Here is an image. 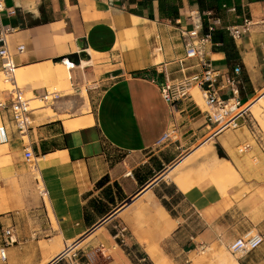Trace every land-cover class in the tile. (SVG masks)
I'll return each mask as SVG.
<instances>
[{
  "label": "crops",
  "instance_id": "0c3cea01",
  "mask_svg": "<svg viewBox=\"0 0 264 264\" xmlns=\"http://www.w3.org/2000/svg\"><path fill=\"white\" fill-rule=\"evenodd\" d=\"M9 10L15 13L10 15ZM196 13L203 20L201 37L213 19L220 20L214 31H226V26L243 18L251 20L249 30L233 41L239 54L236 60H228L212 36L200 44L203 59L222 74L233 75V68L240 66L239 97L242 103L249 102L264 88V0H4L0 23L10 30L9 48L25 47L15 56L17 66L65 60L68 79H64V68L56 69L62 89L70 85L78 92L87 81L105 86L97 98L86 89L82 101H66V108L54 104L52 115L47 109L46 114L34 111L27 143L11 123L9 112L0 109L9 138L7 145L0 146V160H9L8 148L13 171L0 189V232L13 226L17 239L5 248L6 258H0V264H65L75 252H93L94 264H155L146 250L147 239L165 255L163 247L182 256L197 248H227L248 233L264 234V136L252 119L239 118L236 129L215 132L195 94L173 108L163 99L159 84L150 79L161 78L164 67L173 77H181V65L187 74L201 70L199 58L185 57L183 39V33L193 27L190 15ZM70 54L79 56L76 63L60 60ZM45 89L34 88L32 94L38 96ZM220 93L223 98L231 96L229 87ZM9 99L8 91H0V101L8 104ZM82 107H87L84 114ZM89 115L91 123L66 128L65 121ZM173 128L175 136L169 143L178 154L203 139L212 140V152L221 148L225 156L217 157L234 166L233 180L201 183L185 191L176 174L165 180L164 175L176 165L163 178L140 184L127 171L135 167L133 163L112 164L109 149L127 155L142 153ZM244 142L250 148L239 152ZM26 147L35 156L43 195L34 188L37 179L22 167ZM206 163L209 169L212 161ZM106 176L107 183L116 181L125 195L136 193L124 205L149 191L153 206L140 213L123 210L124 205L96 213L90 203L104 186L98 182ZM163 210L174 221L166 237L152 217ZM91 234L82 248L73 246L68 255L58 258L66 246ZM235 259L228 264H264V242Z\"/></svg>",
  "mask_w": 264,
  "mask_h": 264
},
{
  "label": "built area",
  "instance_id": "2783aa9c",
  "mask_svg": "<svg viewBox=\"0 0 264 264\" xmlns=\"http://www.w3.org/2000/svg\"><path fill=\"white\" fill-rule=\"evenodd\" d=\"M4 10V0H0V12ZM230 10L234 11V8ZM14 10H9L8 14H14ZM193 27L192 29L183 33L185 41V57L186 58H199V65L201 70L187 74L181 65V77H173L170 70L164 67L162 77L150 76V79L159 84V90L163 99L173 108H177L180 104L190 101L192 99L191 90L197 88L204 105L208 120L214 125V131L219 132L225 129H236L239 126L238 119L247 118V103H242L239 97V79L238 74L241 71L240 66L233 68V75L222 74L219 70L214 69L210 62L205 61L202 57V50L200 44L211 38L215 25L220 24L219 19H213L207 23V33L204 37L200 36V30L203 27L202 16L199 13L190 15ZM251 20L243 18L241 23L226 26V31L233 41L241 39L251 25ZM10 30L0 23V63L1 72L7 79H12L15 69L18 67L15 62V56L23 53L25 50L24 45L18 44L14 50L9 48L7 42V33ZM229 87L231 96L223 98L220 91L221 89ZM10 94L9 103L0 101V109L6 110L10 114V121L17 131L26 134L30 124V117L33 114V108L30 107L29 99L24 97L22 91L16 87L14 90H8ZM264 96V88L256 95ZM36 99L53 106L61 100L60 91H48L40 93L38 96L33 95ZM196 104V103H195ZM175 129L165 132L157 141L156 145L171 140L175 136ZM8 133L4 125H0V144L8 142ZM250 148L247 142L238 146L239 152H245ZM24 157L27 162L33 160L35 156L31 148L26 147ZM130 174V173H129ZM44 192V191H43ZM17 242L15 229L9 226L2 229L1 244H0V258L5 260V248ZM264 242V234L262 233H248L244 236L236 238L228 246L227 250L233 256H242L255 249H257ZM77 244H70L58 256L59 259L64 258ZM94 253L88 255H80L75 252L65 264H93Z\"/></svg>",
  "mask_w": 264,
  "mask_h": 264
},
{
  "label": "rangeland",
  "instance_id": "374dc122",
  "mask_svg": "<svg viewBox=\"0 0 264 264\" xmlns=\"http://www.w3.org/2000/svg\"><path fill=\"white\" fill-rule=\"evenodd\" d=\"M4 79H5V76L3 75L2 72H0V82L4 83ZM41 82L42 83L36 84L33 87H31L32 85L28 83L27 85H23L24 86L23 88L20 86L18 87L24 94V97L29 99V104H30V107L33 108V112L36 111L37 114H46V111H47L46 108H51L52 105L51 103L38 101L39 99L38 98L36 99L32 94V90L34 88L45 87L46 90L48 91H52L55 88L56 91H60L62 97H61V100L57 102L56 104L60 108L61 107L66 108V106H64L63 104L66 101H73V100L82 101L83 99L82 92L84 90L87 89L88 92H91L90 95L94 96V98H97L101 90L105 86V83H102L99 81H96V82L87 81L83 85H81L82 87L81 89H79L78 92L75 89H72L70 85L67 86L65 89H62L61 80H59L57 75H55L53 79L52 78L44 79ZM0 88H1L0 91H8V89L4 88V86L3 87L0 86ZM69 91L71 92L69 95H72V96L64 94ZM191 92L193 94H195L196 92L199 93L197 88L192 89ZM257 99L258 98H256L253 102H251L250 105L254 103ZM197 102L199 103V105L205 107L201 95H200V98L197 99ZM86 108L87 107H82L81 113L83 114L86 113L87 112ZM255 109H257L256 116L250 110H247V119H252L251 124H253L255 129H257L259 133L262 136H264V101L259 102L258 106H256ZM0 125H2L1 121H0ZM230 130H233V129H230ZM21 136L23 137L24 141L27 143L26 134L22 133ZM169 142L170 140L162 142L158 145H155L153 148L145 152L137 153V154L127 155L115 149H109L108 153L112 159V164L122 162V160L133 163V166L135 165V167H129L127 171L128 173H131V175L134 177L135 175H138L144 178L146 176H149V173H151L152 176L148 178L146 183H150L156 179L163 178L162 175L165 172H167L174 165H178V163H180L182 159H184L186 156L190 154L191 156H189L183 163L179 164L175 172L176 178L178 179V181L180 180L182 181V185L185 191H188L194 185H199L201 183H211L213 185H216L219 183L231 182L233 180L232 175L235 170L234 166L228 160L222 158L223 156H225V153L221 148H218L217 151L212 152L213 150H215L213 148L212 140L208 141V139L207 140L203 139L199 141L198 143L194 144L188 150H185L184 152L179 153V154L177 153V151L174 150V148ZM200 143L202 144L206 143V146H208L209 148L203 151L202 153L197 154L198 151L200 150L198 148L202 145V144L200 145ZM1 145L3 144H0V146ZM7 153L9 155V160L8 161L3 160V159L0 160V189H2L3 183L10 180V178L13 175L12 165H11L12 161L10 158L8 148H7ZM219 154L223 156L217 157ZM2 155H3V152L0 151V157ZM207 160L212 161L209 169H207V166H206L208 165L206 163ZM22 167L27 168L32 173V176L35 179H37L38 184L36 185L34 182V186H35L34 188L37 191V193L43 195V185L39 179V175L37 174L35 162L33 160L27 162L25 159L23 160ZM157 167H160V170H157ZM208 171L210 173L209 175L207 174ZM165 180H170V179L166 178ZM109 181H110L109 178H107L106 180H104L103 182L99 184V185H104V186L101 190L95 192V194L92 197V200L99 201L105 207V210L109 209V211H114L115 209L118 210L121 206L127 203L136 193L132 194V196L130 194H128L127 196L122 191H120L119 187H117L118 185L116 181H111L110 183H107ZM23 183L24 182L22 181L19 182L20 186ZM109 198L113 200L112 203L109 202ZM135 198L136 197H134V199ZM44 199L47 202L46 195L44 196ZM100 199H102L103 201L102 200L100 201ZM93 234L87 235L84 238L78 240L77 244L75 245V248H82V246H84V244H86L93 237L92 236ZM123 234L125 235V231L123 232ZM120 238L123 239V237H120ZM163 248L167 252L166 256L168 258L169 264H228L229 262L236 260L235 256L230 254L227 248H224V247L211 246L208 248H197L195 251H192L191 253L182 254V256H176V255L170 254L169 251L171 249L166 248V247H163ZM215 255L217 256L216 258H215ZM180 257L182 259L181 261L179 260ZM94 262H95V257L93 259V264Z\"/></svg>",
  "mask_w": 264,
  "mask_h": 264
},
{
  "label": "bare ground",
  "instance_id": "6f19581e",
  "mask_svg": "<svg viewBox=\"0 0 264 264\" xmlns=\"http://www.w3.org/2000/svg\"><path fill=\"white\" fill-rule=\"evenodd\" d=\"M63 59H66L68 64L70 63V61L67 58H63ZM63 61H65V60H63ZM63 61H60L59 63H53V64L47 63V64H37V65H32V66H18L14 71V75H13L12 79H7L5 77L4 83L0 82V86H2V87L4 86V88H6L8 90L9 89L14 90V88L19 87V86L23 88L24 87L23 85H27V83H28V84L32 85L31 87H33L36 84L42 83L41 81L44 79L54 78L56 73H57L56 69H61V68L65 69L66 76L64 77V79L67 80L69 77V73L67 70V65ZM56 89H57V87H56ZM54 90H55V88H54ZM70 93L71 92L69 91V92H66L64 94L69 95ZM69 96H72V95H69ZM194 97L196 99H199L200 98L199 93L196 92ZM256 98H258V99L250 105V103L253 102ZM38 101H41V100H38ZM261 101H264L263 95H258L256 97H254L252 100L249 101V103H247V105H246L247 110H250L256 116V110L257 109H255V108H256V106H258L259 102H261ZM41 102H43V101H41ZM36 107H38V106H36ZM46 109L48 110V114L52 115L53 109L52 108H46ZM91 122H92V119H91V116L89 115L87 117H82L79 119L65 121L64 123H65V126L68 130H74V129H78L79 127H82L86 124H89ZM208 148L209 147L206 146V143L202 144L198 148L200 150L198 151L197 154L202 153L203 151L207 150ZM189 156H191V154L186 156L184 159H182L180 161V163H178V165H176L175 167L170 169L164 175V177L165 178H173L175 176V172H176L179 164L183 163ZM143 199L144 200L147 199L146 201L148 203H146V205H143V202H142ZM152 200H153L152 193L149 191H146L145 193L143 192V194H140L138 197L133 199L129 205H125L122 209L127 210V211H137L139 213H140V210L148 211L151 208L150 205L153 206ZM162 212H163L162 215L159 216V214H155L152 217H153L154 221H156L159 224V226H161V236H165V235H168L169 232L171 231V229L174 227V221L170 218V216L166 212H164V210ZM137 224H138V221H137ZM141 224L143 225V223H140V226H141ZM146 250H147L149 256L151 257V259L153 260V262L155 264H169L167 256L163 253V251L160 249L158 244H156L154 241H152V239H147ZM215 253H217V252H215ZM216 257L217 256L215 255V258ZM46 261H48V260H46ZM212 261H214V260H212Z\"/></svg>",
  "mask_w": 264,
  "mask_h": 264
},
{
  "label": "trees",
  "instance_id": "16d2710c",
  "mask_svg": "<svg viewBox=\"0 0 264 264\" xmlns=\"http://www.w3.org/2000/svg\"><path fill=\"white\" fill-rule=\"evenodd\" d=\"M212 40L217 43L219 42L221 45L219 48H221L225 54H226V58L228 60H236L239 58V54L236 50V47L234 45V42L232 40V38L228 35L227 31H224V30H220V29H217L215 31L212 32ZM157 170H160V167H157ZM152 174L149 173V176H146V177H140L138 175H135V178L136 180L140 183V184H143L145 181L148 180L149 177H151ZM108 177H104L102 178L98 184H100L101 182H103L104 180H106ZM118 187V186H117ZM109 202H113L112 199L109 198ZM91 207H93V211H95L96 213H100V214H103V213H106L105 212V207L98 203V202H95V201H91ZM87 219H88V216H87Z\"/></svg>",
  "mask_w": 264,
  "mask_h": 264
},
{
  "label": "water",
  "instance_id": "95a60500",
  "mask_svg": "<svg viewBox=\"0 0 264 264\" xmlns=\"http://www.w3.org/2000/svg\"><path fill=\"white\" fill-rule=\"evenodd\" d=\"M63 58H67L69 61L76 63L79 56L77 54H70L68 56H61L60 60H62ZM219 156H221V155L219 154Z\"/></svg>",
  "mask_w": 264,
  "mask_h": 264
}]
</instances>
